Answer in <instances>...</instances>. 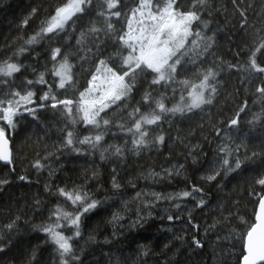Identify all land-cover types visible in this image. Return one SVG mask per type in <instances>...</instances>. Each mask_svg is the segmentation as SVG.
Returning <instances> with one entry per match:
<instances>
[{
    "label": "trees",
    "instance_id": "trees-1",
    "mask_svg": "<svg viewBox=\"0 0 264 264\" xmlns=\"http://www.w3.org/2000/svg\"><path fill=\"white\" fill-rule=\"evenodd\" d=\"M63 2L0 0V61L12 58L22 65L21 73L15 77L16 86L35 81L41 72L52 84L50 52L60 47L74 64L76 83L67 92L71 98L73 93L78 97L77 89L82 91L87 86L89 72L95 68L93 57L83 63L79 57H71L79 51L76 40L81 28L90 21L98 27L103 25V20L95 15L102 0H93L96 7L66 25L64 31L25 44ZM123 2L128 7L122 9L121 17L111 18L116 30L126 26L123 13L134 6L132 0ZM194 2L181 0L185 8ZM208 3L214 4L215 10L203 15L202 19L209 22L203 31L214 36L207 63H214L220 71L218 92L213 103L203 110L184 116L178 113L159 126H150L154 131L149 140L163 135L162 143H150L138 153L131 151V134L117 127L121 123L127 125L128 117L117 108L109 113L116 124L107 129L105 146L124 148L125 141L128 146L122 156L105 153L101 160L98 151L77 153L61 146L63 130L69 122L59 106L56 110L37 109L35 119L22 113L15 131L10 133L13 162H0V179L7 181L0 184V238L11 240L0 253V264H59L58 253L46 242V234L34 227L47 221L57 203L65 204L57 194L59 187H79L102 201L98 209L82 217L81 235L75 238L79 264H238L241 248L237 237L245 230V222L254 220L253 193L260 191L254 178L264 172V132L258 124L253 127L248 121L253 114H261L264 101L255 91L260 79L250 81L241 68L229 65L242 66L246 59L242 53L247 52L253 39L264 34V0H237L236 6L232 0ZM239 11H245L246 24ZM21 47L26 50L20 52ZM111 52L109 46L107 53ZM41 89L47 90V85L35 84L32 90L39 93ZM4 91L7 89L0 88V93ZM54 91L64 98V90ZM245 103L246 114L239 117L238 132L240 139L245 140L247 152L241 146L239 153L233 151L230 157L234 161L238 156L241 167L208 181L209 170L218 168L217 157L221 154L217 150L222 142L231 143V137L240 143L236 126H230L228 121ZM73 127L79 135L88 134L82 124ZM253 151L256 157H252ZM37 160L42 165L39 168L35 166ZM193 185L203 188L195 199L178 196L184 190L191 191ZM137 193L141 194L139 198ZM154 194H160V199ZM201 198L206 207H197ZM65 207L72 210L67 204ZM137 212L142 219L138 220ZM114 213L123 219L113 220ZM170 215L174 217L171 221ZM15 217H19L16 228L8 233L3 226ZM195 241L200 242L199 246ZM33 255L34 261L30 260Z\"/></svg>",
    "mask_w": 264,
    "mask_h": 264
},
{
    "label": "snow or ice",
    "instance_id": "snow-or-ice-1",
    "mask_svg": "<svg viewBox=\"0 0 264 264\" xmlns=\"http://www.w3.org/2000/svg\"><path fill=\"white\" fill-rule=\"evenodd\" d=\"M132 2L134 6L123 13L127 23L120 30H116L111 18H120L122 9L128 7L123 0H102L95 15L97 19L103 20V25L98 27L94 21H90L86 28H81L76 40L79 51L71 59L79 57L83 63L88 57H93L96 62L94 71L89 72L87 86L82 91L77 89L78 97L75 93L71 98L67 95L68 88L76 83L74 64L70 62L69 54L60 47L52 48L50 52L52 84H48L46 73L41 72L35 81L27 80L26 86L23 83L16 86L15 77L21 73L22 65L12 58L0 61V88L7 89L0 93V161L7 165L13 162L10 133L15 131L24 112L35 119L37 109L56 110L59 106L69 122L63 130L61 146L77 153L98 151L103 160L105 153L122 156L128 146L127 141L124 148L114 144L105 146L107 129L116 124L114 119L109 118L111 111L119 108L128 117L127 125L121 123L117 127L131 134L130 150L138 153L150 143L158 144L164 140L163 135H156L150 141L149 137L154 131L150 126H159L178 113L184 116L196 109L203 110L204 106L213 103L218 92L220 71L214 63H207L215 41L214 36L203 31L208 29L209 22L202 17L205 12L211 15L215 5L209 4L208 0H195L187 8L181 0ZM232 3L236 6L237 0H232ZM95 7L93 0H65L41 25L39 32L25 40V44L30 45L38 37L64 31L66 25L88 15ZM35 11L33 9V13ZM239 15L246 24L245 11H239ZM23 23L26 25L28 20L25 19ZM261 31L264 33V30ZM109 46L112 48L111 53H107ZM25 50L21 47L19 51ZM242 54L246 57L244 64L229 65V68H241L250 81L259 78L260 84L255 91L264 101V34L253 39L247 52ZM35 84L47 85V90L41 89L38 93L32 90ZM54 89L64 90V98H60L61 93ZM137 95L139 100L135 99ZM246 107L245 103L235 117L228 121L230 126H236L237 132L239 117L241 113L246 114ZM248 123L253 127L258 124L264 132V109L260 115L253 114ZM81 124L88 131L87 135H79L74 130L73 126ZM237 139H240L239 132ZM228 140L231 143L222 142L218 147L217 151L221 154L217 157L218 168L212 167L209 170L208 181H215L218 176L227 175L241 167L238 156L234 161H230V157L233 151L239 153L241 146H245L247 152L245 140L240 139L239 144L231 137ZM256 156L257 153L253 151L252 157ZM35 166H42L39 160ZM254 182L260 191L253 193L256 196L253 202L254 220L251 223L245 222V230L237 237L241 248L238 264H264V172L258 173ZM5 183L6 180L0 179V184ZM113 187H118L115 178ZM56 191L72 210H67L65 204L57 203L50 210L47 221L34 227L46 234V242H50L58 253L59 264H79L75 238L81 235L82 217L98 209L102 201L79 187H59ZM202 192L203 188L193 185L191 191L184 190L178 196H192L195 199L196 194ZM140 195L137 193L138 198ZM154 195L160 199V194ZM199 206H207L202 198L197 203ZM137 218L142 219L138 212ZM117 219L123 217L114 213L113 220ZM168 219L171 221L174 217L170 215ZM18 220L19 217L11 219L3 226L4 229L8 233L13 232ZM10 243L11 240L6 242L0 238V253ZM195 243L197 246L200 244L199 241ZM30 260L34 261L35 256H31Z\"/></svg>",
    "mask_w": 264,
    "mask_h": 264
},
{
    "label": "water",
    "instance_id": "water-1",
    "mask_svg": "<svg viewBox=\"0 0 264 264\" xmlns=\"http://www.w3.org/2000/svg\"><path fill=\"white\" fill-rule=\"evenodd\" d=\"M1 163H3V164H5V162H3V161H0Z\"/></svg>",
    "mask_w": 264,
    "mask_h": 264
}]
</instances>
